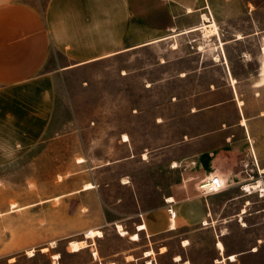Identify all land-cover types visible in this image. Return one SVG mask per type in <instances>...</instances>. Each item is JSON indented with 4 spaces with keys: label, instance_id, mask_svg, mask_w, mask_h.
I'll return each instance as SVG.
<instances>
[{
    "label": "rangeland",
    "instance_id": "1",
    "mask_svg": "<svg viewBox=\"0 0 264 264\" xmlns=\"http://www.w3.org/2000/svg\"><path fill=\"white\" fill-rule=\"evenodd\" d=\"M26 2L40 8L46 0ZM203 7L218 34L181 33L199 21L196 15L160 42L122 46L102 60L50 57L46 69L57 73L48 128L0 164V264H130L125 255L140 253L149 238L133 242L116 224L137 228L140 212L163 205L173 190L199 193V180L182 173L187 162L209 170L228 166L210 156L223 150L233 154L234 171L260 184L252 192L238 185L237 209L247 212L222 228L223 255L235 252V264H264V0H203ZM252 29L260 33L250 36ZM242 115L246 126L239 124ZM87 182L92 186L82 189ZM203 225L191 232V263L224 264L216 262L222 254L215 227ZM87 229L102 234L85 238ZM183 230L156 236L155 245L174 249ZM80 239L87 246L71 252L68 242Z\"/></svg>",
    "mask_w": 264,
    "mask_h": 264
},
{
    "label": "crops",
    "instance_id": "2",
    "mask_svg": "<svg viewBox=\"0 0 264 264\" xmlns=\"http://www.w3.org/2000/svg\"><path fill=\"white\" fill-rule=\"evenodd\" d=\"M241 8L239 4L237 12ZM202 9L203 0H46L40 8L26 0H0V164L34 145L48 128L54 108L57 73L55 67L46 69L52 55L61 53L71 61L85 64L118 54L122 46L126 50L151 45L163 40V34L181 28L178 27L180 22L196 15H199V21L183 23L181 31L199 26L201 14L206 13ZM214 13L221 12L215 10ZM261 30L264 39V27ZM259 33L252 29L249 35ZM241 126H246V123ZM250 154H253L251 150ZM210 156L221 159L223 164L230 163L209 170V165L204 169L195 167L196 161L192 159L182 173L197 180L215 173L225 187L202 196L196 192L182 193L183 188L178 183L176 187L181 191L173 190L165 197V200L170 199V203L165 201L161 206L140 212L141 218L135 225L144 224L145 227L130 228L127 234L137 232L139 236L145 235L149 238V245L140 253L125 255L127 262L192 264L188 249L191 232L204 220L215 227L218 237L215 248L220 251L216 247L220 240L224 253L223 236L227 233L222 228L241 215L243 220L247 211L242 206L241 211L245 208L244 212L237 209L241 202L238 185L249 184V179L242 169L234 171L236 166L231 151L223 150ZM249 203L247 199L241 204L246 206ZM169 205L175 210L173 228L166 209ZM180 228L185 230L174 249L167 243L155 245L156 240L153 239L156 236ZM149 249L152 253L145 255ZM231 252L225 256L220 252L224 260L218 263L235 264L236 259L227 258L230 254L237 257L235 252ZM176 256L180 259H175Z\"/></svg>",
    "mask_w": 264,
    "mask_h": 264
},
{
    "label": "bare ground",
    "instance_id": "3",
    "mask_svg": "<svg viewBox=\"0 0 264 264\" xmlns=\"http://www.w3.org/2000/svg\"><path fill=\"white\" fill-rule=\"evenodd\" d=\"M201 18H202V22H201V24H200L199 26H197V27H193V28L191 27V28H189V29L183 30L181 33H189V32H193V31H195V30H200V29H201L202 32L204 33V36H205V37H210V36H212V35L218 34V27H217V24H216V22H215L214 19H211L209 16L206 15V13H202V14H201ZM241 37H242V36H241L240 33H238L237 36H236L237 39H238V38H241ZM220 45L222 46V44H220ZM200 47H201V46H200ZM222 48H223V47H222ZM262 51L264 52V45L262 46ZM218 57H219V56L216 55V56H215V60H218V59H219ZM261 69H262V70H261L260 75H261V81H263V80H264V66H263ZM182 75H183V73H182ZM231 82H232V83H235V82H236V79H235L234 77H231ZM261 84H262V82H261V83H256L255 85H256V86H260ZM237 103H238V105H242V104H243V101H242L241 99H238V100H237ZM240 123H241V124H245V117H242V118L240 119ZM127 140H128V137H127L126 135H124V139H123V141H127ZM77 161H78V162H84V159H83V158H78ZM176 165H177V163L174 164V166H176ZM185 185H186V184H185V181H183V182H181V184H180L179 186H182V187H183V186H185ZM91 186H92L91 183H90V182H87V183H84L82 189H89ZM259 187H260V184H259V181H258V183L246 184V185H244V187H242V189H243L245 192H252V191L257 190ZM262 195H263V194H262ZM169 200H170V199H169ZM244 211H245V208H243L241 212H244ZM207 223H208L207 220H204V221H203V224H207ZM242 223H243V222H242ZM170 225H171L172 228L174 227V220H173V219L171 220ZM144 227H145L144 224H138V227H137V228H139V229H143ZM116 228H117V232H118L120 235H125V234L128 233V232L122 227V225L119 224V223L116 224ZM101 234H102V232H101V230H99V229H87V230L84 232L85 238H89V237H93V236H100ZM129 238H130L131 240H138V239H139V235H138L137 232H132V233L129 234ZM183 243L186 244L187 241L184 240ZM68 244H69V246H70V251H71V252L78 251V250H80L81 248L87 246V242H86L85 239H80V240H70V241L68 242ZM216 247L218 248V250H220V252L223 253L224 247H223V244L221 243L220 240L217 241V246H216ZM45 249H46V247H43V250H45ZM254 249H255V248H253V250H254ZM151 253H152V250H151V249L145 251V255H149V254H151ZM93 255L96 256V251L93 252ZM52 256H53V258H58V253H55V254H53ZM227 258H228L229 260H235V255H234V254H230L229 256H227ZM175 259H178V260H179L180 257H179V256H176ZM223 260H224V256H222L221 259H218L216 262H221V261L223 262ZM185 263H187V261H186ZM95 264H100V263H95ZM108 264H115V263H114V262H109ZM147 264H152V262H151V261H147Z\"/></svg>",
    "mask_w": 264,
    "mask_h": 264
},
{
    "label": "built area",
    "instance_id": "4",
    "mask_svg": "<svg viewBox=\"0 0 264 264\" xmlns=\"http://www.w3.org/2000/svg\"><path fill=\"white\" fill-rule=\"evenodd\" d=\"M246 176L249 179L250 174L246 172ZM245 185V184H244ZM242 185L241 187H244ZM225 187L223 180L215 173H209L206 176L202 177L198 181L197 188L199 190V194L202 196H206L209 193L217 192ZM166 202L170 203L168 198L165 200ZM167 212L169 214V218L172 220L175 217V210L169 205L167 206ZM141 217V215H140Z\"/></svg>",
    "mask_w": 264,
    "mask_h": 264
}]
</instances>
